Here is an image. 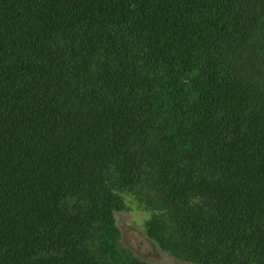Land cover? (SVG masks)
<instances>
[{
  "label": "trees",
  "instance_id": "1",
  "mask_svg": "<svg viewBox=\"0 0 264 264\" xmlns=\"http://www.w3.org/2000/svg\"><path fill=\"white\" fill-rule=\"evenodd\" d=\"M264 264V0H0V264Z\"/></svg>",
  "mask_w": 264,
  "mask_h": 264
},
{
  "label": "rangeland",
  "instance_id": "2",
  "mask_svg": "<svg viewBox=\"0 0 264 264\" xmlns=\"http://www.w3.org/2000/svg\"><path fill=\"white\" fill-rule=\"evenodd\" d=\"M125 201L127 208L115 216L121 233L120 246L140 260L154 264H183L148 238L145 226L151 215L134 199L126 197Z\"/></svg>",
  "mask_w": 264,
  "mask_h": 264
}]
</instances>
